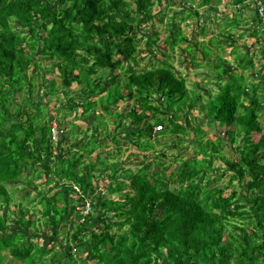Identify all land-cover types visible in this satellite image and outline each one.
<instances>
[{
  "label": "trees",
  "instance_id": "obj_1",
  "mask_svg": "<svg viewBox=\"0 0 264 264\" xmlns=\"http://www.w3.org/2000/svg\"><path fill=\"white\" fill-rule=\"evenodd\" d=\"M169 1L0 0V207L10 202L5 183L23 173L36 185L41 179L49 185L45 194L38 190L43 226L35 211L21 207V227L32 232H11L0 215V252L21 264H264V124L258 118L264 65L256 75L261 93H254V77L246 72L255 69L256 53L231 47L229 62L219 52L243 38V25L264 50V0H179L178 15L171 16ZM222 1L232 9L230 19L216 16ZM200 6L212 10L201 25L194 21ZM246 11L249 18L242 16ZM189 20L199 28L191 37L181 26ZM215 24L222 28L211 31ZM199 36L208 37L196 42ZM181 44L193 67L203 66L197 45L203 60H210L205 65L218 82L212 96H193L186 78L176 75L169 60ZM158 53L165 58L157 60ZM52 68L56 75L47 78ZM74 83L81 87L79 99L69 88ZM40 93H62L66 110L95 116L77 130L68 154L54 150L61 134L58 128L52 140L51 100L35 105ZM204 97L201 116L219 127L217 137L205 142L206 131L196 127L189 110ZM62 112L57 110L59 123L70 125ZM156 125L162 130L154 131ZM190 131L192 153L174 158ZM220 131L229 155L222 153ZM166 135L170 143L135 171L112 159L129 146L151 151L154 139ZM104 140L117 149L106 151ZM215 159L222 165L215 167ZM224 174L228 181L220 185ZM234 181L243 183L241 190ZM227 188L232 189L225 195ZM79 206L88 211L73 220ZM74 225L63 235L66 246L57 233ZM41 230L50 233L49 248L34 235Z\"/></svg>",
  "mask_w": 264,
  "mask_h": 264
},
{
  "label": "rangeland",
  "instance_id": "obj_2",
  "mask_svg": "<svg viewBox=\"0 0 264 264\" xmlns=\"http://www.w3.org/2000/svg\"><path fill=\"white\" fill-rule=\"evenodd\" d=\"M175 2V3H173ZM176 2H178L176 4ZM228 2V1H227ZM255 2V1H254ZM180 3V4H179ZM223 1L218 5V8L216 9L217 12V17L220 18V16L225 15V19H230L232 17V9L230 6L225 7V5H223ZM168 8L171 9L168 14H170L169 16H171L172 14H177L179 12V9L181 8V2H179V0H170L168 3ZM155 9L157 10V8L155 7ZM200 10V17H195L194 21H198L200 19V25L201 24H206V21L204 20L205 18H211L212 14V10L205 7V6H200L199 9ZM234 14H237L236 12H233ZM178 15V14H177ZM211 15V16H210ZM263 15L264 16V12H261L260 16ZM243 17H248L250 16V14L246 11L242 14ZM215 17V21L218 22V18ZM249 20V19H248ZM192 20H189L188 22H181V26L182 29L184 30V32L186 34H188L189 37H191L193 35V33H197L199 31L198 27L193 28L190 25V22ZM251 25V24H250ZM263 25H264V21H263ZM157 27L160 29L159 24L157 25ZM222 28V26H219L218 24H215V26H211L210 30L211 31H215L216 28ZM241 31L244 36L243 38L239 39L237 42H235L233 45H225L224 47V51L219 48V52L222 53V55L229 61L232 62V57L234 56L233 54L230 55V49L232 47V50L234 51H242L241 49L244 50L245 53H256V67L255 69H253L252 71H248L246 72V74L248 76H252L254 77L253 79L250 80V83H252V88L255 91L254 93H257V89H258V84H257V77L256 75L258 74L257 70L261 69V66L264 65V50L260 51L261 49L257 48L255 43L257 41H255V38L250 37L248 34H246V32L249 31V25H243L241 28ZM239 29V30H240ZM234 32V30L232 31ZM237 33V32H236ZM209 36V35H208ZM202 37L199 36L197 38L196 42H199L201 40H206V38L208 37ZM164 37V34L161 32L160 33V41H162ZM201 46H203L201 43L199 44ZM239 46V47H234V46ZM185 44H181L180 47L177 46L174 50V52L171 55V59L169 60L171 63V66L174 68V71L176 73L177 76H182L185 77V85L186 87L190 90L191 94L194 96L195 93H199L202 96H206L207 98L209 96H212L215 92H216V88H217V84L218 82H216V77L213 76L210 72V69L208 66H206L205 64H208V62H210V60L204 59L203 60V56L201 53V47H199L198 45L196 46V48H194V52L196 54V58L198 60V62H201L203 66L195 68L193 67V64L191 63V60L189 58V55L184 52L181 48H184ZM169 51V49H168ZM160 52V51H157ZM243 52V51H242ZM149 54H147L148 56ZM146 56V57H147ZM222 57V56H221ZM223 57V58H224ZM141 58H145L142 57ZM164 55H162L161 53H158L157 55V60H161L164 59ZM164 61V60H163ZM140 63L141 66H145L147 65V61H144V59H140ZM48 70V69H47ZM48 73V77H54L56 75V70L54 68L51 69V71H49ZM40 85L42 84V82L39 83ZM70 90L73 91L75 93V98L79 99L80 95L79 92L81 90V87L78 86L77 84H73L70 87ZM263 89H264V84H263ZM262 89H258V92L261 93ZM264 92V91H263ZM15 96L17 97L18 94L16 93ZM57 98V99H56ZM52 97V96H45L44 94L40 93V98L35 100V105H38L40 103H43L44 100H51L50 105L47 107L48 110V114L50 115V119L52 120L51 122V126L56 125V129L60 130V136L53 142V146H54V150L55 152H57L58 154H68V149H75L76 143H77V138H76V132L79 128L84 127L85 125H91L95 116L94 114H89L86 116H81V111L80 109H74V110H66V106H67V98L63 96L62 93L59 94L58 97ZM206 98H201L200 102L197 103L196 107H192L190 108V114H192L193 117H195L196 120V127H200L202 129H204L206 131L205 136L202 138V141L205 142L206 140L210 139V140H214L217 135H218V131L217 129L219 128L218 126H215V123L212 121V119L209 120H205L204 118H202V113H200L199 110V104L201 103H205ZM119 109L122 110L123 108H125L123 105H119ZM60 108H63V112L62 115L64 117H66V119L68 118V120H70V125L66 126V124L59 123V116L57 114V110H59ZM186 114V113H185ZM185 114L184 117H185ZM259 120L261 122V124H264V100L262 102V110L259 111ZM188 115V114H186ZM58 116V117H57ZM24 119V117H23ZM206 122H208L209 124H207ZM72 123H75V128H71ZM60 124V125H59ZM60 126V127H59ZM112 127V125L109 124V127ZM226 127L222 128L221 130L223 131ZM70 132V133H69ZM90 132H85L84 136H89ZM190 136L188 138L185 139L186 144H184L182 147H180V149L176 148V152L177 155H175L174 158H177L179 155H183L186 156L188 155L187 153L191 154V147H190V140L194 138V134L193 132L190 131ZM220 135H222V132L220 131ZM222 136H224V140H225V144H224V150H222L223 154L229 155V151L228 149L231 147L229 144V141H227V138H225V135L223 134ZM170 137L171 136H162L160 138H156L154 139V144H155V149L151 150V151H147V152H139L135 147H131L129 146L126 150L124 149L122 151V153H120V155H116L114 154V156H112V159L114 161L118 162V165H122L124 168H130L133 171H135L136 168H140L143 167L145 164H147L148 162H153L154 160V154L160 150L159 148L164 146L167 143H170ZM104 144H108L110 146V148H105V150H116L117 147L116 145H113L112 142L110 140H104ZM187 152V153H186ZM213 164L215 167L222 165V162L218 159H215L213 161ZM175 166V164H174ZM173 168V166L171 167V169ZM169 171H166V174H168ZM31 174H33V176L35 175V172H32ZM25 176V173L22 174V177L16 181H9L5 183V187L7 189V193L10 199V202L8 205H6L5 208H1L0 207V215H2L5 219L6 222L9 226V229L11 232H14L16 230H21L23 233H28V232H32L30 228L28 227H21V223L19 222V209L22 207L27 208L28 210H30V212L35 211L36 212V217L35 220H37V224H39L40 226H43L44 223V218L41 216V205H39V201H38V190H40L42 192V194H45V191L47 190V188L49 187V185H47L46 183H44V179H41V183L40 185H36V180H34L33 178H31L32 180L29 181V179ZM228 181V175L224 174V177L219 181L220 185L225 184ZM235 186V188H237V190H241L240 187L243 186L240 185V187H238L237 182L234 181L233 182ZM58 189V188H57ZM232 188H227L224 192L225 195L229 194L231 192ZM104 192L105 190L102 189ZM114 197V195L112 196ZM2 197H0L1 199ZM18 204H20V206H18ZM12 209H14V212L12 211ZM88 209L82 208L79 206L78 208V212L73 216V220L75 219H79L82 220L84 215L87 213ZM105 212H101V216L104 215ZM92 219H96L95 214H92ZM113 220V217L112 219ZM19 222V224L17 223ZM51 228V227H49ZM76 228V225L72 226V227H68V226H62V229L57 233V239L59 241H62L66 246L68 245V240H63V235L66 234V232H72L74 229ZM49 232L48 231H37L34 233V235L36 236V239L38 241V243L40 245H44L47 248H49L50 244H51V240L49 238ZM89 232H86V235H88ZM6 250H2L0 252V254L2 256H4V258L2 259V264H21V262L17 259H13L11 258L9 255L6 254ZM89 264H93L94 261H90L88 262Z\"/></svg>",
  "mask_w": 264,
  "mask_h": 264
},
{
  "label": "built area",
  "instance_id": "obj_3",
  "mask_svg": "<svg viewBox=\"0 0 264 264\" xmlns=\"http://www.w3.org/2000/svg\"><path fill=\"white\" fill-rule=\"evenodd\" d=\"M259 11L260 12H263V7L260 6ZM56 128H57L56 125L51 126V130L50 131H51V138H52V140H55V138H56V133H57V129ZM156 129L157 130L158 129H161V126L160 125H157L156 126Z\"/></svg>",
  "mask_w": 264,
  "mask_h": 264
},
{
  "label": "clouds",
  "instance_id": "obj_4",
  "mask_svg": "<svg viewBox=\"0 0 264 264\" xmlns=\"http://www.w3.org/2000/svg\"><path fill=\"white\" fill-rule=\"evenodd\" d=\"M157 126V125H156ZM156 126L154 127V131H159V130H162V129H156ZM161 126V125H160ZM161 128H162V126H161ZM87 206V205H86ZM88 209V208H87Z\"/></svg>",
  "mask_w": 264,
  "mask_h": 264
}]
</instances>
